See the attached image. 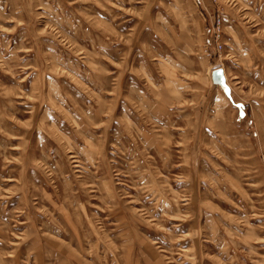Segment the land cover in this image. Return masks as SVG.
<instances>
[{
    "label": "rangeland",
    "instance_id": "obj_1",
    "mask_svg": "<svg viewBox=\"0 0 264 264\" xmlns=\"http://www.w3.org/2000/svg\"><path fill=\"white\" fill-rule=\"evenodd\" d=\"M0 264H264V0H0Z\"/></svg>",
    "mask_w": 264,
    "mask_h": 264
},
{
    "label": "water",
    "instance_id": "obj_2",
    "mask_svg": "<svg viewBox=\"0 0 264 264\" xmlns=\"http://www.w3.org/2000/svg\"><path fill=\"white\" fill-rule=\"evenodd\" d=\"M210 79L212 83L219 85L222 89H225V78L221 68H215L210 72Z\"/></svg>",
    "mask_w": 264,
    "mask_h": 264
},
{
    "label": "built area",
    "instance_id": "obj_3",
    "mask_svg": "<svg viewBox=\"0 0 264 264\" xmlns=\"http://www.w3.org/2000/svg\"><path fill=\"white\" fill-rule=\"evenodd\" d=\"M215 24H216V25H219V19H218V18L216 19Z\"/></svg>",
    "mask_w": 264,
    "mask_h": 264
},
{
    "label": "bare ground",
    "instance_id": "obj_4",
    "mask_svg": "<svg viewBox=\"0 0 264 264\" xmlns=\"http://www.w3.org/2000/svg\"><path fill=\"white\" fill-rule=\"evenodd\" d=\"M222 71H223V70H222ZM223 76H224V78H225L224 72H223Z\"/></svg>",
    "mask_w": 264,
    "mask_h": 264
}]
</instances>
